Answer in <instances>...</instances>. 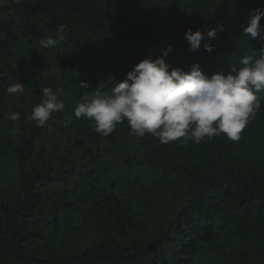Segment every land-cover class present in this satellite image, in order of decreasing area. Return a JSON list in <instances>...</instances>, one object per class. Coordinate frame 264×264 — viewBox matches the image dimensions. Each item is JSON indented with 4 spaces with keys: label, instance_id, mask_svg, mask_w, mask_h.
<instances>
[{
    "label": "trees",
    "instance_id": "1",
    "mask_svg": "<svg viewBox=\"0 0 264 264\" xmlns=\"http://www.w3.org/2000/svg\"><path fill=\"white\" fill-rule=\"evenodd\" d=\"M258 8L264 0H0V264H264V92L238 142L161 144L126 120L104 136L74 116L88 91L110 92L168 45L173 68L227 74L264 47L243 36ZM60 24L65 40L42 48ZM189 28L217 31L190 51ZM18 81L24 93L7 94ZM44 87L65 108L41 127L28 117Z\"/></svg>",
    "mask_w": 264,
    "mask_h": 264
},
{
    "label": "clouds",
    "instance_id": "2",
    "mask_svg": "<svg viewBox=\"0 0 264 264\" xmlns=\"http://www.w3.org/2000/svg\"><path fill=\"white\" fill-rule=\"evenodd\" d=\"M262 17L264 9L254 10L243 36L264 40ZM66 30V26L60 24L57 36L42 39L40 46L44 49L57 47L65 40ZM219 30L223 27L219 26ZM216 31L193 32L189 28L185 33L189 50L199 51L203 41L215 38ZM203 47L209 53L213 51L209 43H204ZM172 51V46L168 45L162 49L161 56L154 59L149 55L142 59L110 92L100 86L88 91L90 84L81 81L79 87L88 94L75 107L74 116L92 120L96 132L104 136L126 120L132 134L137 137L151 134L161 144L177 140L200 143L221 133L238 142L250 118L261 108L257 94L264 92V47L243 56L238 66L230 65L227 74L216 73L211 77L202 72L198 63L192 64L187 71L173 68L164 59ZM5 91L9 95H22L24 83L13 82ZM41 92L43 99L32 109L28 119L42 127L53 113L63 111L65 104L52 88L44 87ZM5 118L17 122L21 114L11 112ZM70 123V119L63 122L65 127Z\"/></svg>",
    "mask_w": 264,
    "mask_h": 264
}]
</instances>
